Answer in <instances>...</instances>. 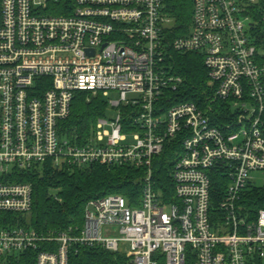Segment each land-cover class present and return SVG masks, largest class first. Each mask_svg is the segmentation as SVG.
<instances>
[{
  "label": "built area",
  "instance_id": "1",
  "mask_svg": "<svg viewBox=\"0 0 264 264\" xmlns=\"http://www.w3.org/2000/svg\"><path fill=\"white\" fill-rule=\"evenodd\" d=\"M71 1L59 15L61 0H0V256L33 250L36 264H69L81 245L131 264H264V209L252 220L240 205L264 173V0H190V32L178 38L167 0ZM176 52L203 56L213 102L227 109L221 124L213 102L173 97L184 83L170 66ZM83 91L108 107L79 143L63 123ZM177 140L175 200L165 202L153 160ZM95 164L143 169L140 205L111 194L87 205L82 229L21 225L34 199L23 177ZM216 169L226 184L219 215Z\"/></svg>",
  "mask_w": 264,
  "mask_h": 264
},
{
  "label": "trees",
  "instance_id": "2",
  "mask_svg": "<svg viewBox=\"0 0 264 264\" xmlns=\"http://www.w3.org/2000/svg\"><path fill=\"white\" fill-rule=\"evenodd\" d=\"M71 2V0H61L59 5L53 9L57 12L52 14H69L66 9ZM167 6L178 25L175 27L172 38L188 35L192 23V2L190 0H167ZM170 66L177 75L184 79L180 89L173 93L177 102H192L202 108L211 105L214 93L211 90L208 71L200 53H173ZM107 107V100L102 94L93 96L87 91L77 93L72 105L71 116L63 123L64 133L73 141L84 142L95 130L98 119L105 116ZM212 107L215 116L218 117L217 124H221V118L225 119L223 114L227 111L225 103L215 101ZM180 151L181 145L178 140L172 141L165 146L164 152L153 160L156 190L162 194L165 202L175 200L171 173ZM143 174V169H136L130 165L108 168L95 164L84 168L65 167L62 170H55L47 165L22 178V181L32 183L34 199L32 212L26 220L22 221L21 225L46 234L82 229L87 205L92 200L111 194L125 197L132 207L139 206L142 197ZM219 174L220 171L216 169L211 175L212 212L218 215L219 202L226 188ZM240 205L243 206L250 219H255L258 212L264 209V187L250 184L242 196ZM36 257L37 252L33 250L19 256H0V264H36ZM69 264L131 263L128 257L119 253H111L99 247L73 245L70 250ZM187 264L195 263L190 260Z\"/></svg>",
  "mask_w": 264,
  "mask_h": 264
},
{
  "label": "rangeland",
  "instance_id": "3",
  "mask_svg": "<svg viewBox=\"0 0 264 264\" xmlns=\"http://www.w3.org/2000/svg\"><path fill=\"white\" fill-rule=\"evenodd\" d=\"M172 26H178L176 23L175 24H172ZM175 27H174V31H175ZM173 34L174 33H171L169 34V36L172 38L173 37ZM93 95V94H92ZM94 96V95H93ZM111 99H117V95L116 94H111L110 96ZM108 116L110 118H112L114 116V112H110L108 114ZM253 177H254V185L256 187H264V173H254L253 174Z\"/></svg>",
  "mask_w": 264,
  "mask_h": 264
},
{
  "label": "water",
  "instance_id": "4",
  "mask_svg": "<svg viewBox=\"0 0 264 264\" xmlns=\"http://www.w3.org/2000/svg\"><path fill=\"white\" fill-rule=\"evenodd\" d=\"M91 209V208H90Z\"/></svg>",
  "mask_w": 264,
  "mask_h": 264
}]
</instances>
